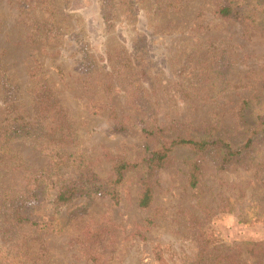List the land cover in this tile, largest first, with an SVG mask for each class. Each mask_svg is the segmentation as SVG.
<instances>
[{
  "label": "rangeland",
  "instance_id": "rangeland-1",
  "mask_svg": "<svg viewBox=\"0 0 264 264\" xmlns=\"http://www.w3.org/2000/svg\"><path fill=\"white\" fill-rule=\"evenodd\" d=\"M76 1L0 0V64L15 86L6 104L26 116L47 83L76 136L67 150L86 171L104 183L117 159H140L144 128L217 124L242 138L238 108L252 98L251 121L264 85V0H247L250 21L220 17L224 0ZM205 69L224 80L219 99L185 95ZM16 145L27 171H1L0 264H264V144L223 171L205 158L194 189L180 156L157 172L148 209L133 173L117 201L93 194L57 207L74 169L39 186L48 151ZM17 199L28 222L10 226Z\"/></svg>",
  "mask_w": 264,
  "mask_h": 264
},
{
  "label": "trees",
  "instance_id": "trees-1",
  "mask_svg": "<svg viewBox=\"0 0 264 264\" xmlns=\"http://www.w3.org/2000/svg\"><path fill=\"white\" fill-rule=\"evenodd\" d=\"M90 4L91 0L76 1L78 7H87ZM216 6V13L222 18L251 20L245 15L249 8L247 0H224L220 4L217 2ZM201 75L196 80L199 87L194 89L193 93L185 95L200 96L208 101L219 99L224 87V80L219 79V70L205 69ZM37 85L35 84V87ZM14 87L0 64V95L5 98L1 101L0 96V108L5 105L4 110H0V176L2 169L7 165L27 171V163L16 143L29 141L39 144V148L48 151L50 164L40 169V174L37 173L34 178L37 185L42 186L45 184L44 180L62 174V170L74 169L70 173H76L56 192L53 204L57 207L93 194L108 196L112 201H117V188L124 185L128 173H133L139 186L138 206L148 209L153 203L157 172L168 167L180 156H184L182 161L188 168V185L194 189L202 174L201 162L205 158L213 161L217 170L223 171L231 166L243 164L251 157L257 145L264 144L263 85L255 96V99H260V106L251 121L248 118L252 113V98L244 99L238 108L239 129L242 131L240 140L234 138L229 131L219 129L217 124H204L200 130H191L178 124L144 128L143 134L148 143L144 147L143 156L137 161L117 159L112 166L110 179L102 183L94 174L85 170V161L81 155L67 150L75 142L76 136L66 112L47 83H41L37 91L35 90V105L31 116L19 113L13 101L6 104V100L13 95ZM5 195L8 194L2 196ZM14 197L17 198L15 195ZM18 202L17 199L16 206L8 215L11 218L10 226L11 222L14 225L28 222L23 204L17 205ZM249 246L252 248L245 251L260 253L257 250L258 245Z\"/></svg>",
  "mask_w": 264,
  "mask_h": 264
}]
</instances>
